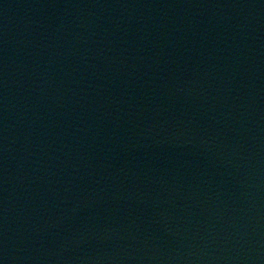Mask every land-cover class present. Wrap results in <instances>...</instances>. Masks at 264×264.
Wrapping results in <instances>:
<instances>
[{
	"label": "water",
	"instance_id": "1",
	"mask_svg": "<svg viewBox=\"0 0 264 264\" xmlns=\"http://www.w3.org/2000/svg\"><path fill=\"white\" fill-rule=\"evenodd\" d=\"M0 264H264V0H0Z\"/></svg>",
	"mask_w": 264,
	"mask_h": 264
}]
</instances>
